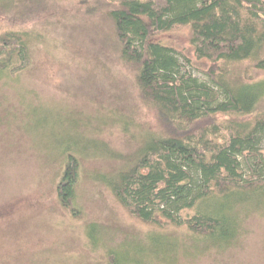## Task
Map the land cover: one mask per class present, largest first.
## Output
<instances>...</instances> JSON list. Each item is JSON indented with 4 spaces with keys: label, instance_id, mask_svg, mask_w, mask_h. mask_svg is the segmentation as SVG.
Returning a JSON list of instances; mask_svg holds the SVG:
<instances>
[{
    "label": "trees",
    "instance_id": "obj_1",
    "mask_svg": "<svg viewBox=\"0 0 264 264\" xmlns=\"http://www.w3.org/2000/svg\"><path fill=\"white\" fill-rule=\"evenodd\" d=\"M23 1L75 2L90 17L103 13L113 26L120 60L134 74L138 97L153 115V128L147 125L136 154L112 172L95 175L120 206L160 231L144 245L109 252L111 264L154 258L175 264L184 245L164 233L169 226L185 229L192 255L234 247L242 232L238 210L264 207V114L244 119L264 101V80H246L228 70L250 63L264 73V0ZM177 27L191 29L197 60L209 63L201 70L206 81L186 72L173 48L154 41ZM31 40L27 32L0 35V82L16 80L30 65ZM94 143L96 151L106 150ZM73 149L68 145L56 159L61 168L57 198L77 216L81 160L88 149ZM189 211L193 216L183 217ZM88 230L97 244V227ZM170 239L174 246L168 251L164 242Z\"/></svg>",
    "mask_w": 264,
    "mask_h": 264
},
{
    "label": "rangeland",
    "instance_id": "obj_2",
    "mask_svg": "<svg viewBox=\"0 0 264 264\" xmlns=\"http://www.w3.org/2000/svg\"><path fill=\"white\" fill-rule=\"evenodd\" d=\"M3 1L0 35L27 32L32 40L30 65L16 80L0 82V264H111L109 252L144 245L160 231L120 206L95 175L112 172L136 154L147 125L153 128V115L138 97L134 74L120 60L113 26L103 13L90 17L75 2ZM191 37L189 27H177L153 39L173 48L184 70L206 81L201 70L209 63L197 60ZM228 71L264 80L250 63ZM263 114L264 101L244 119ZM92 141L106 150L96 151ZM68 145L79 152L89 147L81 160L77 216L57 198V160ZM238 211L240 239L225 252L213 248L192 255L185 229L165 227L164 233L184 245L175 264H264V207L244 205ZM191 216L192 211L183 214ZM90 226L98 229L97 244ZM172 246V239L164 242L167 250ZM144 264L165 263L154 258Z\"/></svg>",
    "mask_w": 264,
    "mask_h": 264
}]
</instances>
